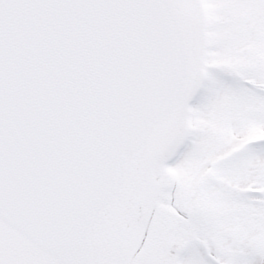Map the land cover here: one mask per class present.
I'll return each mask as SVG.
<instances>
[{
	"label": "snow or ice",
	"instance_id": "6c2138e0",
	"mask_svg": "<svg viewBox=\"0 0 264 264\" xmlns=\"http://www.w3.org/2000/svg\"><path fill=\"white\" fill-rule=\"evenodd\" d=\"M0 264H264V0H0Z\"/></svg>",
	"mask_w": 264,
	"mask_h": 264
}]
</instances>
